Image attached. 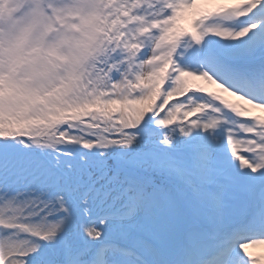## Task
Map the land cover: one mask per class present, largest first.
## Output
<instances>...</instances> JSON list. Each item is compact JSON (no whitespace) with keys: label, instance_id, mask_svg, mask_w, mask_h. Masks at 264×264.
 <instances>
[{"label":"snow or ice","instance_id":"1","mask_svg":"<svg viewBox=\"0 0 264 264\" xmlns=\"http://www.w3.org/2000/svg\"><path fill=\"white\" fill-rule=\"evenodd\" d=\"M259 245L264 0H0V264Z\"/></svg>","mask_w":264,"mask_h":264},{"label":"rangeland","instance_id":"2","mask_svg":"<svg viewBox=\"0 0 264 264\" xmlns=\"http://www.w3.org/2000/svg\"><path fill=\"white\" fill-rule=\"evenodd\" d=\"M256 249H258V250H262L263 252V254L262 255H264V245H260V247L259 248H256Z\"/></svg>","mask_w":264,"mask_h":264}]
</instances>
